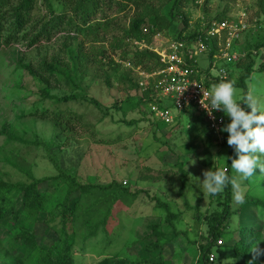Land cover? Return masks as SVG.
<instances>
[{
  "label": "trees",
  "instance_id": "1",
  "mask_svg": "<svg viewBox=\"0 0 264 264\" xmlns=\"http://www.w3.org/2000/svg\"><path fill=\"white\" fill-rule=\"evenodd\" d=\"M156 1L0 0V50L14 46L29 50L42 44H50L57 38L60 40L58 54L53 55L49 61L44 60L34 67L22 66L20 61L17 62L18 67L24 69L39 85L38 99L31 105L33 109L26 115L33 117L37 114L38 118L51 122L53 135L46 141L36 134L30 140H26L23 134L17 133L12 128L8 131H0V135H4L0 147L2 149L0 151V229L4 228L6 232L0 236V264H78L76 257L73 256L75 250L78 249L82 254L90 247L109 246L113 232H109L108 227L114 221V215L122 208H131L136 202L138 191H132L116 182L109 184L82 182L74 172L68 171L60 163L57 153L62 147L64 133L73 134L76 131L77 122L80 126H88V123L84 122V115L78 114L75 110L74 103L86 102L95 108L100 107L97 100L85 94L81 96V87L70 78L68 70L81 75L82 79L87 77L97 81L102 78L106 86L112 85L111 75H117V82H126L136 94V98H133L130 104L126 100L120 104V109L125 106L122 113L126 115L128 110L132 109L140 117L141 108L150 101L148 98L150 91L145 90L139 93L137 74L125 68L122 63L129 61L133 67H140L145 72H151L161 64L156 53L147 48H139L133 42H142L149 46L155 34L181 39L185 46L190 48L192 44L200 42L204 47L201 53L207 54L208 68H212L211 59L219 52V47L217 39L209 37L207 31L213 20L218 22L224 20L225 13L218 14L223 16L221 19L217 16L203 18L193 26L188 22L189 12L183 13L182 9L196 7L199 0H159L158 5L155 4ZM128 7H133L139 12L127 26L118 27L120 36L118 34L112 36L109 46L113 52L121 51L118 58L108 57L103 50L94 52L84 48V39L90 35L95 36L98 31L113 29L114 22L111 15L120 13ZM177 24L182 25L180 30ZM144 27L147 28V32H143ZM239 33H244V36L241 47L236 51L243 54L245 61L236 62V65L242 67L244 72L233 85L242 88L243 99L239 106L249 113L251 108L247 100L249 92L247 81L254 72L256 59L261 53L264 54V36L250 42L251 33L248 30ZM239 39L240 36L235 41L238 42ZM220 42L221 45L222 43L225 45L223 39ZM260 60L259 67L263 69L264 58L261 57ZM185 62L191 67L195 66L193 60H188L186 57ZM122 68L125 70L122 71ZM63 78L66 79V84L69 83L67 84L69 95L59 98L50 94L51 87H59ZM4 96L9 99L13 97V94L6 92ZM62 103L63 106H60ZM148 114V118L153 117L158 121L153 113L149 111ZM183 115L198 124V134L192 138L194 139L192 150L197 158L201 156L199 160L202 166L207 167L209 171H215L218 167L214 165L215 160L211 152L214 146L211 138H216L218 145L222 148L226 147L228 153V157L223 161L224 167L221 165L219 167L225 170L229 180L231 178L236 180V173L230 165L231 160L238 156L235 145L227 143L230 133L226 128L231 122V117L226 118L223 110L221 114L224 118L223 127L217 135H214L201 115L190 112L180 113V116ZM138 119L131 118L125 121L123 118L120 122L124 120V123L129 125L136 123ZM250 127H255V122ZM239 131L243 134L245 130L239 128ZM66 135L64 139H67ZM196 141L201 142L200 150ZM15 143L18 146L33 147L32 150L40 152L41 160L46 161L55 173L36 179L32 174V164L28 167L20 165L19 159H25V157L19 156L17 152L13 153L12 147ZM250 155L257 158L258 164L264 165V154L255 152ZM6 166L19 173L20 180H10L11 173L5 169ZM176 166L177 169H174V166L169 167L170 170L167 168L169 172L172 170V173H178L177 178L175 175L174 178L169 177L168 181L170 184L179 182L175 196L182 200V209L180 207L179 211L174 213L166 202L152 197L156 208L161 209L163 218L158 217L159 220L147 225L141 254L132 261L115 254L113 257H117V264H153L151 262L155 260H150L153 256L158 263L164 245L170 241L178 242L180 236H183L189 245L196 247L195 264H220L222 259L214 261V257L220 256L221 240L227 244L231 243L232 239L233 243L229 244L231 252L242 259L243 264H248L250 256L254 255L250 251L252 244L263 238L260 217L264 215L262 213L264 199L246 193L243 203L235 206L229 184L215 196L207 194L208 203L206 208L201 210L200 203L203 199L201 194H198L197 203L191 205L190 198L183 194L187 174L180 164ZM258 170L260 171L259 168H254L253 179L264 183V176L259 177ZM251 177L245 178L247 184L250 183ZM46 182L58 187L63 195L51 212L46 211V195L39 190L40 183ZM163 193L170 201L176 200L169 196L166 190ZM185 211L191 213L192 220L197 226L192 229V233L194 232L192 239L188 238L187 231L179 232L173 224ZM44 213L45 218L42 219V223L55 234L56 239L48 245L40 246L41 240L36 235L32 223L38 222V215ZM248 214L254 215L253 220L250 221L253 223L251 226L243 223V218L245 220ZM21 215L25 218L24 222L19 219ZM27 223L31 227H27ZM218 241L220 244H217ZM262 244L264 241H259L257 248Z\"/></svg>",
  "mask_w": 264,
  "mask_h": 264
},
{
  "label": "rangeland",
  "instance_id": "2",
  "mask_svg": "<svg viewBox=\"0 0 264 264\" xmlns=\"http://www.w3.org/2000/svg\"><path fill=\"white\" fill-rule=\"evenodd\" d=\"M158 3L159 0L155 4L158 5ZM263 11L264 0H209V2L199 0L196 7L191 6L182 9L183 13L189 12L188 22L193 26L203 18H214L216 16L219 19L224 16L223 19L228 22L237 21L239 26L241 23V29L244 28L242 31L248 30L251 33L250 42L255 38L264 36ZM138 12L133 7H128L120 13L112 14L113 29L98 31L95 36L90 35L87 39H82L84 48L94 52L103 50L108 57L118 58L121 51L116 50L113 52L109 46L112 36L115 34L120 36L121 33L118 31V27L127 26ZM223 12L225 15L218 16ZM177 28L180 30L182 25L177 24ZM239 36L238 42L235 41L231 44L230 52H237L236 50L241 47L244 33H240ZM169 39H172L170 35ZM222 39L219 38V41ZM59 42L60 40L57 38L50 44H42L29 50L15 46L0 50V131H8L12 128L17 133L23 134L26 140L33 138L34 134L45 141L52 137L53 126L51 122L38 118L37 114L33 117L26 115L33 109L31 105L38 99L39 92L37 90L39 85L24 69L18 67L19 63L17 64V62L20 61L22 66L30 65L34 67L44 60L49 61L53 55L58 54ZM155 43L158 44L154 39L153 44L155 45ZM220 48L224 50V43ZM262 55L263 53L256 59L254 72L247 81L249 88L247 100L258 111L261 107H264V68L260 69L259 67ZM239 58L236 62L242 63L245 61L243 56ZM211 60L212 68L209 69L207 54L198 53L194 57V69L197 77L203 80L206 85L208 84V89L215 84L212 81L218 80L217 76L220 69L225 70L227 74L226 79L223 81H232L233 83H236L238 77L244 72L243 68L237 66L234 61L227 62L213 57ZM61 68L63 69L62 63ZM124 70L122 68V71ZM68 72L75 84L80 85L81 96L85 94L97 100L100 107L95 108L86 102L74 103L75 110L78 114L84 115V122H87L88 126H80V123L77 122L75 125L76 131L73 134L66 135L64 133L62 135V147L57 153L60 163L68 171L74 172L82 182L97 184L116 182L139 193L131 208H122L114 215V221L108 227L109 232H113L109 246L90 247L82 254L76 249L73 256L76 257L78 264H117V257H113L115 254L125 257L129 261L135 260L142 252V242L146 235L147 225L159 220L158 217L163 218L161 215L163 213L161 209L156 208L153 198L156 197L161 202H166L174 213L177 210L179 211L180 207L182 209V200L175 196L179 182L170 184L168 181L169 177L174 178L176 175L175 178H177L178 173H172V170L169 172L167 168L170 170L169 167L174 166V169H177L176 165L180 164L182 166L187 174L183 194L190 198L191 205L197 203L198 194H201L203 198L200 203L201 210L206 208L208 203L207 193H202L200 184L205 179L204 173L209 170L207 167L202 166L199 160L201 156L199 155V158H197L192 150V145H194V139L192 140V138L198 134V124L192 122L188 116H180V114L175 117L173 123L158 122L153 117L152 119L147 117L150 111L147 106L141 108L143 114L140 113V117L132 109L128 110L129 112L125 115L122 113L125 106L120 109V104L125 100L130 104L132 99L136 98V94L135 90L129 88L126 82H117V75L113 76L109 72L112 85L106 86L100 77L97 81H93V79L87 77L82 79L81 75L74 74L70 70ZM65 82L66 79L63 78L59 87H51L50 94H54L59 98L68 96L69 86L67 84L69 83L66 84ZM233 87L236 96L241 98L237 100L238 104L241 105L240 102L243 99L242 88L236 85H233ZM6 92L13 94V97L5 98L4 93ZM169 103L166 102L165 104L173 111L172 114L174 115V110ZM60 106H63V103ZM228 117L230 115L226 114V118ZM123 118L125 121L131 118L139 119L136 123L128 125L124 123V120L120 122ZM65 135L67 139H64ZM3 136L0 135V147ZM211 141L214 145L211 149L215 160L214 165L224 167L223 161L228 157L227 149L219 146L216 138L212 137ZM200 143H197L198 149L201 146ZM12 148L13 153L17 152L19 156L25 157V159H19L21 166L28 167L32 164V174L36 179L55 173L46 161L41 160L40 152L32 150L33 147L18 146L15 143ZM16 148H18V151H16ZM5 169L11 173L9 175L10 180H20V174L16 173L11 167L6 166ZM235 175L236 182L240 185L244 196L249 193L264 199V183L253 179V175L250 183L247 184L245 178L237 173ZM258 175L262 177L264 172L258 170ZM39 186V190L46 195V211L51 212L54 206L61 201L63 195L58 187L52 186L49 182L40 183ZM165 190L169 192V196L176 198V200L170 201L163 193ZM234 205H237L235 201ZM262 213H264V209ZM253 216V214H248L245 220L243 218L244 225H253L250 222L253 220ZM261 216L263 217H260V224L264 238V215ZM44 218L45 213L39 214L38 222L32 223L36 235L41 240L40 246L48 245L56 239L55 234L43 225L42 219ZM19 219L24 222L25 218L21 215ZM173 224L176 230L179 232L187 231L189 233L188 238H193L194 232L192 233V229L197 226L192 220L191 213L183 212ZM26 226L31 227L29 223ZM5 233V229L1 228L0 236ZM233 241L232 239L231 243L225 244L221 240L220 256L215 255L214 261L221 258L220 264L244 263L242 259L234 256L231 252L229 244H232ZM258 249H264V244ZM161 253L160 262H155L156 257L153 256L150 257V260L155 261L151 263L195 264L197 257L196 247L189 245L183 236H180L179 241L176 243L170 241L164 245ZM252 258L253 255L250 256L249 260ZM255 264H264V254L256 257Z\"/></svg>",
  "mask_w": 264,
  "mask_h": 264
},
{
  "label": "built area",
  "instance_id": "3",
  "mask_svg": "<svg viewBox=\"0 0 264 264\" xmlns=\"http://www.w3.org/2000/svg\"><path fill=\"white\" fill-rule=\"evenodd\" d=\"M240 26L241 23H240ZM238 22H228L227 20L216 21L213 20L207 31V35L211 38L217 39V46L219 52L213 55V58H220L227 62H236L243 54L235 51L230 52L231 43L239 37L241 27ZM143 32H147L144 27ZM219 38L225 41L224 50L220 47L221 42ZM158 44H153V41ZM200 41V40H199ZM139 48H147L158 56V61L161 64L158 68L151 72H145L140 67H133L129 61L123 62V66L131 69L137 74V87L139 93L149 90L148 98L150 101L147 107L150 112L160 122L173 123L175 117L182 112H190L191 114L201 115L206 123L208 129L217 135L223 127L224 118L221 115L223 107L219 106L215 109L208 103V108L202 105L211 100V97H203V92L208 91L207 85L203 80L197 77L196 70L185 62V57L188 60H193L198 53L204 49L203 44L197 42L192 44V47H186L181 39H169L160 34H155L149 46L142 42H133ZM195 45V46H194ZM264 58V54L261 56ZM227 77L226 71L219 70L217 76L218 80H225ZM145 101V99H143ZM166 102H170L172 110L166 106ZM218 137V136H217ZM217 244H220L218 241Z\"/></svg>",
  "mask_w": 264,
  "mask_h": 264
},
{
  "label": "clouds",
  "instance_id": "4",
  "mask_svg": "<svg viewBox=\"0 0 264 264\" xmlns=\"http://www.w3.org/2000/svg\"><path fill=\"white\" fill-rule=\"evenodd\" d=\"M203 97L206 98V101L208 97H211L210 101L202 104L205 109L208 108V103L213 109L222 106L224 112L231 117V122L227 125L226 130L230 133L227 143L235 145L238 156L231 160L230 166L234 172L243 178L251 177L254 168H259L261 172H264V165L258 164L257 158L250 155L255 152L264 154V107L258 111L256 107L249 105L251 108L249 113L241 109L237 102L241 98L236 96L232 81H220L211 85L208 91L203 92ZM253 122H255V127H250ZM238 126L245 130L243 134L239 131ZM204 176L205 179L200 184L202 193L206 192L215 196L230 184L233 200L237 204L243 203L244 195L240 185L234 178L229 180L223 168L217 167L215 171H207ZM259 241H264V238L252 244L250 251L254 255L248 264H255L256 257L264 254V249L257 248Z\"/></svg>",
  "mask_w": 264,
  "mask_h": 264
}]
</instances>
